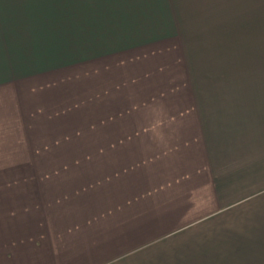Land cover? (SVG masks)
<instances>
[{"label": "crops", "instance_id": "crops-1", "mask_svg": "<svg viewBox=\"0 0 264 264\" xmlns=\"http://www.w3.org/2000/svg\"><path fill=\"white\" fill-rule=\"evenodd\" d=\"M188 38L127 64L131 107L102 97L94 140L41 156L0 70V264H264V52L202 81Z\"/></svg>", "mask_w": 264, "mask_h": 264}, {"label": "rangeland", "instance_id": "rangeland-1", "mask_svg": "<svg viewBox=\"0 0 264 264\" xmlns=\"http://www.w3.org/2000/svg\"><path fill=\"white\" fill-rule=\"evenodd\" d=\"M183 32L194 59L212 62L199 75L205 81L208 70H227L220 68L222 50L264 52V0H2V102L14 96V106L30 113L36 100L38 156L47 148L77 147L94 140L85 134L97 127L92 119L104 99L125 98L124 108L131 107L127 91L118 97L122 78L137 68L127 64L141 59L146 46L163 50L161 42ZM235 59L223 64L238 65ZM116 67L123 70L111 74ZM171 75L166 81L175 88L180 74Z\"/></svg>", "mask_w": 264, "mask_h": 264}]
</instances>
